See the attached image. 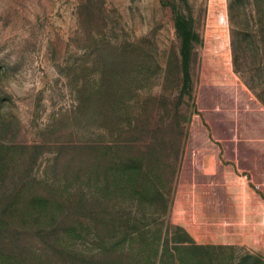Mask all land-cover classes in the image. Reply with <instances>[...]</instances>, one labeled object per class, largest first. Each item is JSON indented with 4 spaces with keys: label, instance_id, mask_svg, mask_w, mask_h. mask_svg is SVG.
Here are the masks:
<instances>
[{
    "label": "rangeland",
    "instance_id": "1",
    "mask_svg": "<svg viewBox=\"0 0 264 264\" xmlns=\"http://www.w3.org/2000/svg\"><path fill=\"white\" fill-rule=\"evenodd\" d=\"M173 255L264 264V0H0V264Z\"/></svg>",
    "mask_w": 264,
    "mask_h": 264
},
{
    "label": "trees",
    "instance_id": "2",
    "mask_svg": "<svg viewBox=\"0 0 264 264\" xmlns=\"http://www.w3.org/2000/svg\"><path fill=\"white\" fill-rule=\"evenodd\" d=\"M114 71V70H113ZM114 74V72H113ZM134 160V159H133ZM143 164L142 162L138 163V170H139V173L140 174H143L142 170H143ZM147 167V165H145ZM157 167H159V164L157 163ZM156 167V168H157ZM160 168V167H159ZM160 170V169H159ZM174 169L171 170L170 172V178L173 177L174 175ZM135 175V174H134ZM138 178V177H137ZM140 179V178H138ZM138 181V180H137ZM140 181V180H139ZM136 182V188H134V190H136V193H139V194H152V189L155 188V186L153 185V182H152V179H150L149 181H145L146 183L144 182ZM169 181V180H168ZM171 181V180H170ZM150 182V183H149ZM163 186H160V188H162ZM142 197V196H141ZM162 194L159 193V198H162ZM159 200V199H157ZM162 203H165V200L162 201ZM177 245H176V249L177 250H180L182 253L181 255H186V260L187 258L192 254L193 256L195 257H198L200 258V253L203 251V247L201 245H197L194 241H191V240H177L176 241ZM164 251V250H163ZM172 263L171 264H175L176 261L174 259V255L172 256ZM201 259V258H200ZM179 261H181L182 263V259L179 258L178 259ZM191 264H200L199 261H196V258L195 259H192V261L190 262ZM177 264V263H176ZM185 264V263H183Z\"/></svg>",
    "mask_w": 264,
    "mask_h": 264
}]
</instances>
